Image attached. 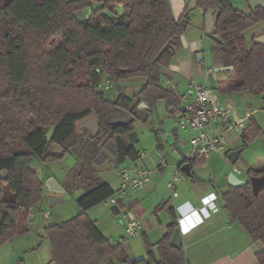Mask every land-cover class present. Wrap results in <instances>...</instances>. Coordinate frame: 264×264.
<instances>
[{
	"label": "trees",
	"instance_id": "16d2710c",
	"mask_svg": "<svg viewBox=\"0 0 264 264\" xmlns=\"http://www.w3.org/2000/svg\"><path fill=\"white\" fill-rule=\"evenodd\" d=\"M95 5L99 8L90 17L77 16ZM197 8L204 19L215 10V28L208 33L214 42L213 68H233L218 91L262 96L264 111V43L252 40L249 45L245 36L264 22V7L246 15L230 0H197ZM190 26L188 5L176 18L170 0H0V248L28 233L32 211H42L44 183L32 162H57L70 154L77 160L70 180L86 191L77 200L82 211L77 217L44 230L50 264H104L114 255L120 264H191L183 245H172L179 227L175 217L156 244L144 237L147 257L135 260L86 214L115 193L98 177L97 168L113 153L120 161L136 160L139 152L123 137L133 132L134 123L149 121L159 101L176 102L174 92L164 86L162 71L183 49L182 37ZM135 78L146 82L134 99L119 94L110 100L99 89L105 79L117 83ZM118 109L129 111L134 121L109 123ZM92 113L98 116L99 132H90L84 142L78 126ZM260 132L250 116L241 132L242 147ZM53 145L64 155L53 153ZM247 177L245 185L230 187L221 199L231 221L264 246V184L255 194L250 182L264 177V170L250 169ZM256 257L264 264V251Z\"/></svg>",
	"mask_w": 264,
	"mask_h": 264
},
{
	"label": "crops",
	"instance_id": "0c3cea01",
	"mask_svg": "<svg viewBox=\"0 0 264 264\" xmlns=\"http://www.w3.org/2000/svg\"><path fill=\"white\" fill-rule=\"evenodd\" d=\"M189 1L170 0L176 18L181 16ZM230 3L235 10L246 15L253 10L247 0H230ZM88 16L89 13H86L83 18ZM245 36L249 45L252 44V40L256 42L258 38L264 37V22L249 29ZM206 37L208 33L203 11L197 8L191 12V26L182 37L183 49L177 53L172 65L162 71L164 86L174 92L176 102L172 104L167 101L158 102L157 116L155 115L154 119L157 125L154 130L157 144L152 152L138 151L143 156L140 158L138 155L136 160L128 161L133 168L143 167L150 170V182L143 189L132 192L121 207L129 209L139 220L141 224L139 236L146 237L152 244H156L167 234V226L173 217L176 218L177 223L183 217L185 220L183 224L181 223L182 245L191 264H259L256 255L264 251L263 244L252 241L243 226L231 221L221 195L233 187L228 182L229 174L234 173L247 183L248 170H264L263 97L218 91V84L230 77L228 73L231 70L219 72L217 68H213V45L209 55L205 50ZM128 81H138L142 87L146 79L135 78L113 82L112 89H117L118 93L115 97L130 92V88L126 86ZM208 81L213 82V89L208 87ZM191 84L204 86L216 92L221 101L233 105V119L253 116L260 124L261 132L247 148H243L241 133L222 130L228 140L227 153L216 154L205 162L191 165L192 177H188L185 173L187 178L177 183L171 190L168 184L173 179L181 158L188 154L190 140L194 134L179 131L177 124L174 126L170 118L167 116L164 118L165 115H161L159 109L163 108L168 114L178 116L181 108L190 100L185 94ZM138 89L135 88L134 92ZM254 99L257 102L254 103L252 101ZM171 146H175V149L171 150ZM240 148H243V151L239 160L236 164H231L227 154ZM163 160H166V167L159 168ZM118 187L112 186L114 189ZM212 193L217 195L215 201L217 208L210 210L208 216L203 212V217L192 214L193 210L201 212L202 199ZM116 217L118 218L117 214ZM200 218H204L202 222H199ZM117 261L111 257L104 264H118Z\"/></svg>",
	"mask_w": 264,
	"mask_h": 264
},
{
	"label": "rangeland",
	"instance_id": "374dc122",
	"mask_svg": "<svg viewBox=\"0 0 264 264\" xmlns=\"http://www.w3.org/2000/svg\"><path fill=\"white\" fill-rule=\"evenodd\" d=\"M98 8L99 6L95 5L93 8L84 9L79 11L77 16L83 18V15L86 13L91 15L92 10H97ZM205 45V50L210 55L212 45L214 47V42L209 36L205 39ZM207 85L209 88H214L213 82L211 81H208ZM126 86L130 88V92L126 96L134 99V89L140 88L141 85L138 81H128L126 82ZM105 92L107 98L110 100H114L116 98L115 95L118 94L117 89H110ZM252 101L254 103L257 102L256 99ZM159 110L161 115H165L163 116L164 118H170L171 123L176 126L177 116L173 114V117V115L168 114L163 108ZM156 113L157 109L154 113H150L149 121L147 122L138 121L134 123L133 132L123 137L128 147H133L141 153L153 151V147L157 144L154 132L157 128L154 120L157 116ZM178 130L181 131L179 128ZM78 132L84 134V142L89 139L88 134L90 131L88 129H82L78 126ZM52 134L53 130L50 129L47 133L48 138ZM128 161H130L129 158L124 161L118 160V156L113 153L103 166L97 168V175L101 180L110 183L116 188L120 185L119 170L123 167H130ZM76 162V158L70 154L57 162L43 163L39 159H35L32 162L31 168L37 172L44 183V198L39 207L43 210L32 211L28 233L15 237L0 248V264H50L51 250L49 241L45 239V228L50 225L67 222L82 212L77 200L85 193L86 189L82 186L80 187L78 182L75 183L73 180H70ZM51 179H54L65 192L56 194L48 190L47 184ZM55 197H58L61 201L58 203L52 202V199ZM90 210L86 212L87 216L91 220L96 221L98 228L108 240L113 243L121 242L125 252L132 259L137 260L147 257L144 237L137 236L135 238H128L125 234L124 226L116 217L112 207L102 203ZM46 214L49 215L48 218H46ZM113 258L115 261H119L118 255H114ZM118 261L117 263L120 264Z\"/></svg>",
	"mask_w": 264,
	"mask_h": 264
},
{
	"label": "built area",
	"instance_id": "2783aa9c",
	"mask_svg": "<svg viewBox=\"0 0 264 264\" xmlns=\"http://www.w3.org/2000/svg\"><path fill=\"white\" fill-rule=\"evenodd\" d=\"M112 87L113 82L108 79L103 80L99 85V89L104 91H108ZM185 96L190 100L181 108L177 116V126L180 130L193 133L194 136L190 140L188 154L181 158L173 179L168 184V188L171 190L175 188L177 183L187 178L181 170L183 165L205 162L216 154L225 155L228 150V140L222 130L241 133L249 124L251 116L233 119L234 106L221 101L216 92L198 84H191ZM217 129L219 131H216ZM170 148L174 150L175 146ZM142 156L143 154L139 153V157ZM162 167H166V160L160 163L159 168ZM119 178V187L115 189L114 195L104 203L117 209L118 219L124 226L125 234L128 238H135L140 234L141 224L129 209L121 207V205L125 203L132 192L143 189L150 182L151 171L143 167L138 169L132 166L123 167L119 170ZM216 200L217 195L215 193L210 194L202 199L201 212L193 210L191 213L200 215L203 212L205 216H208L210 210L217 208L215 206ZM46 217L48 218L49 215L47 214ZM203 219L200 218L199 222H202ZM184 220L183 217L179 219L180 225L183 224Z\"/></svg>",
	"mask_w": 264,
	"mask_h": 264
},
{
	"label": "water",
	"instance_id": "95a60500",
	"mask_svg": "<svg viewBox=\"0 0 264 264\" xmlns=\"http://www.w3.org/2000/svg\"><path fill=\"white\" fill-rule=\"evenodd\" d=\"M249 2V5L252 9L264 7V0H247ZM197 9V0H190L188 3V10L190 12ZM214 14L215 10L211 9L206 13V31L207 33H211L214 28ZM257 43H264V37H260L256 40ZM232 67H221L217 68V71H228L232 70ZM142 107H146V104L142 103ZM135 117L127 110L124 109H118V111L112 115L109 116L108 122L112 124L116 123H123L128 124L132 121H134ZM79 127L82 129H88L94 136H96L99 132V119L96 113H92L89 117L82 120L79 123ZM243 148H240L238 150L229 152L227 154V159L231 164H236L239 160L240 154L242 153ZM52 152L55 154L64 155V151L59 145H53ZM184 173L187 174L188 177H192L191 174V165L185 164L182 166L181 169ZM3 178H6V172H3ZM228 182L233 187L243 186L246 184L245 181L239 179L234 173L229 174L228 176ZM252 188L254 193L256 194L260 187L264 184V177H254L250 180ZM48 190H50L53 193L61 194L64 193V189L60 187V185L54 180L51 179L47 184ZM61 200L59 198H53L52 202L58 203ZM172 245L175 248H181L182 247V226L179 225V227L176 229L173 237H172Z\"/></svg>",
	"mask_w": 264,
	"mask_h": 264
},
{
	"label": "clouds",
	"instance_id": "9594fccd",
	"mask_svg": "<svg viewBox=\"0 0 264 264\" xmlns=\"http://www.w3.org/2000/svg\"><path fill=\"white\" fill-rule=\"evenodd\" d=\"M200 215H202V214L200 213ZM202 217H203V215H202Z\"/></svg>",
	"mask_w": 264,
	"mask_h": 264
}]
</instances>
